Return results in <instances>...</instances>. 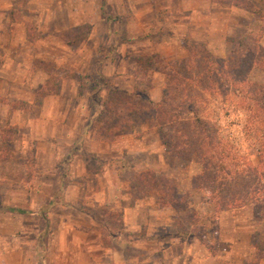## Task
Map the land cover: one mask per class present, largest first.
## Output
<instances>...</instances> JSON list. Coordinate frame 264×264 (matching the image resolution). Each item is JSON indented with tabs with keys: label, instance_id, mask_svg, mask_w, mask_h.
Masks as SVG:
<instances>
[{
	"label": "rangeland",
	"instance_id": "1",
	"mask_svg": "<svg viewBox=\"0 0 264 264\" xmlns=\"http://www.w3.org/2000/svg\"><path fill=\"white\" fill-rule=\"evenodd\" d=\"M44 1L10 0L12 6L8 12L18 13L6 15L4 29L9 30L18 24L23 29L25 44H33L46 37V42L57 40L60 46L65 44L56 35L65 32L66 40L72 43L66 45L72 57L63 61L64 49L57 44L50 52L40 48L41 58L32 53L24 57L23 66L27 68L21 71L18 79H11L3 87L5 94L0 96V125H9L14 116V125L9 126L15 127L16 134L6 148L7 153H0V207L3 211L22 209L34 213L41 198L35 197L37 203L29 205L30 191L37 190L40 183L41 186L43 183L53 186L59 182L56 200L62 189L67 188L69 192L74 188L81 190V200L79 198L76 204L82 205L81 209L92 218L103 249L115 244L110 234L117 226L116 218L109 215L119 212L122 206L135 205L145 210L149 222L145 230L149 238L166 239L182 229L189 230L187 212L173 215L168 209L157 208L153 198L136 199L138 195L131 192V183L126 180L131 179L133 173L150 170L166 180L174 179L184 193L197 167L166 155L155 131L144 125L135 124L129 130L115 134L110 143L99 142L93 136L96 123L89 119L94 103L91 98L96 95L104 97L107 89L120 98L121 92L131 91L137 76L138 80L147 76L151 82L148 98L156 102L163 76L137 69L138 60L152 55L166 63L182 58L188 47L196 46L204 48L213 59H221L229 49V41L241 40L250 47L252 39L258 35V43L264 49V0H243L253 10H258L259 15L229 6L228 2L232 0H213L217 6L227 10L214 13L211 22L209 16L204 19L198 13L189 15L187 11L165 15L164 6L159 5L162 0H147L148 6L137 3L131 11L128 2L134 3L135 0H81L75 6L82 8L83 19L75 22V18H70L66 29L67 22L61 15L45 27L40 24L45 19L43 14L34 11L21 13L26 3L32 2L36 7L38 2ZM100 2L102 11L112 16V22H92ZM171 9L175 10V4L170 5ZM25 24L31 27L27 30ZM49 35L52 37H47ZM4 45V60L13 58L12 46ZM41 66L57 81L53 95L40 97L41 93H38L47 78ZM35 74H40L43 79L41 85L33 83ZM98 76L103 78L100 82L103 86L94 88L99 82ZM247 80L264 85V69H252ZM199 96L207 100L203 112L218 126L220 137L226 139L240 155L247 157L250 163L256 164L254 154L259 136L245 126V116L232 92L200 93ZM0 148L5 147L0 145ZM189 201L190 208L200 218L197 226L207 228L208 233L204 237L215 245L217 251V261L208 264H264L263 261L250 263L252 247L264 249V219L252 218L246 206L221 214L215 226L199 193H190ZM110 208L112 211H108ZM38 211L37 214L43 216L44 209L41 207ZM32 218H26L27 222L34 224L36 221ZM38 240L37 255L42 249ZM132 242L137 243L135 240ZM142 248L152 254L149 260L154 261L159 246L148 242ZM173 252H177L175 247ZM130 253L138 255L139 252ZM25 255H28L27 251Z\"/></svg>",
	"mask_w": 264,
	"mask_h": 264
},
{
	"label": "trees",
	"instance_id": "2",
	"mask_svg": "<svg viewBox=\"0 0 264 264\" xmlns=\"http://www.w3.org/2000/svg\"><path fill=\"white\" fill-rule=\"evenodd\" d=\"M228 5L259 15L258 10H253L243 0H232ZM100 12L105 20H113L102 12V5ZM15 13L18 11H10L7 15ZM30 27L25 24L27 30ZM56 36L65 45H72L66 40L65 32ZM259 36L252 39L250 47L241 40L229 41V49L221 59H213L204 48L190 46L182 58L170 62L165 63L156 55L138 60L139 72L163 76L156 102L148 98L151 82L143 75L142 80L137 76L131 91L121 92L120 98L108 89L104 97L96 95L91 98L94 103L89 119L96 123L97 131L95 128L93 136L99 142L110 143L115 134L127 131L135 124L144 125L155 131L166 155L197 167L184 193L174 179L166 180L150 170L133 173L132 178L126 180L131 183V192L138 195L136 199L153 198L157 208L168 209L173 215L188 213L190 228L177 232L179 238L190 234L203 242L208 233L206 227L197 226L200 218L190 208V193H199L204 202L211 204V222L215 226L220 212L244 205L249 206L252 218L264 219V85L247 80L252 69H264V49L258 43ZM37 64L41 65V62ZM42 70L47 78L38 93H41L40 97L53 95L57 81L45 67ZM98 80L94 88L103 86L100 83L103 78L98 76ZM227 90L232 92L242 110L245 126L259 136L254 154L256 164L250 163L247 157L222 139L218 126L203 112L207 100L199 96L200 93L215 95ZM15 134L14 126L0 125V145L5 147L0 148V153H7L6 148ZM67 160L64 163L67 164ZM109 216L115 217V223L119 224L120 212H111ZM206 247L215 254L214 244L209 242ZM252 257L250 263L264 260V249L254 246Z\"/></svg>",
	"mask_w": 264,
	"mask_h": 264
},
{
	"label": "crops",
	"instance_id": "3",
	"mask_svg": "<svg viewBox=\"0 0 264 264\" xmlns=\"http://www.w3.org/2000/svg\"><path fill=\"white\" fill-rule=\"evenodd\" d=\"M79 1L81 0H45L44 3L38 2L36 7L32 2H28L22 7L21 13L34 11L37 14H43L45 19L40 24H44L45 27L52 24L55 17L61 15L67 22L64 28L66 29L69 26L70 18L73 17L75 18L74 21L78 22L84 17L82 8L75 6L78 5ZM101 3H98L97 11L91 19L94 24L96 22L106 24L113 21L105 20L101 16ZM137 3L148 6L147 0H135L134 3L129 1V10L131 11L132 6ZM172 4H175V10H169ZM159 5L164 6L165 15L169 13L177 15L187 11L189 15L198 13L204 19L209 16L211 17L210 22L214 20L212 17L214 13L220 14L221 10L223 12L227 10V8L217 6L213 0H162ZM165 5H168L169 8ZM10 6H12L10 0H0V57L2 60L0 61V96L5 94L4 85H7L11 79H18L21 71L27 68L23 66L24 57H29L32 53L35 57L41 58L40 48L50 52L53 50V45H59L57 40L46 42V37L33 44H25L23 29L18 24L9 30L4 29L5 21L7 24V12L11 9ZM105 16L110 15L106 14ZM223 34L226 35V33ZM5 43L12 46L11 50L15 52V55L12 54L14 55L13 58L7 57L6 60H4L3 55ZM18 44H21L20 47L17 46ZM60 47L64 49L63 61H68L72 57L69 47L63 44ZM220 50L222 51L221 48ZM14 74L15 76H13ZM38 75L35 74V78H32L36 86L41 85L43 81L40 74ZM13 120L14 116L11 117L9 125H14ZM58 189L59 182L53 186L46 185V183L41 186L40 183L37 190L30 191L28 204L37 203L35 197L41 198L35 207L38 210L41 207L44 209L43 216L37 214V212L39 213L38 210L34 213L22 209L3 211L0 207V264H208L210 261H217L216 253L211 254L206 247V244H209L207 238L203 242L196 240L190 234L184 238H179L177 234L166 239L149 238L146 234L147 230H145V225L149 224L146 220V212L135 205L121 207L119 224L112 229L114 232L110 234L113 236L111 239L114 240L115 244L103 249L99 244V231L93 228L92 218L81 209L83 208L82 205L76 204L82 197L81 190L74 188L69 192L67 188L62 189L56 200L55 194ZM204 203V209L209 210L211 218L213 207L209 203ZM246 206L249 208L248 205H244L238 209L222 211L218 214V220L221 214L240 210ZM108 211H112L111 208ZM31 217L38 224L36 222L34 224L28 223L26 218ZM38 239H40L42 249L38 251L37 255L35 249ZM133 240L137 241L138 244L132 242ZM148 242H154L159 246V249L155 251L156 258L154 261L149 260L152 254L142 248V245L145 246ZM174 247L177 249L176 253L173 252ZM26 251L28 255H25ZM131 251L139 253L138 255L131 254ZM103 259L106 260L105 263L102 262ZM261 261L264 262L263 259L258 260V262Z\"/></svg>",
	"mask_w": 264,
	"mask_h": 264
}]
</instances>
